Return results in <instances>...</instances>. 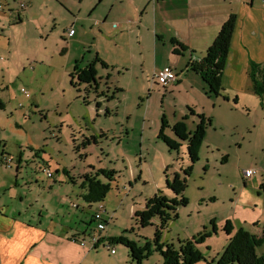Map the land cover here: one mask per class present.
Segmentation results:
<instances>
[{
    "label": "rangeland",
    "instance_id": "rangeland-1",
    "mask_svg": "<svg viewBox=\"0 0 264 264\" xmlns=\"http://www.w3.org/2000/svg\"><path fill=\"white\" fill-rule=\"evenodd\" d=\"M17 2L26 5L21 20L13 15L0 22L4 27L0 31V155L4 151L16 161L23 154L19 171L14 160L0 166V195L7 205L27 211L24 216L36 223L52 221L77 230L93 229L98 204L87 208L80 197L82 190L69 177L77 179L92 168L113 170L112 179L97 177L109 187L101 203L107 217L112 216L105 227L107 236L124 237L141 248V264H164L158 245L161 249L172 245L177 250L204 228L212 234L209 220L213 219L217 233L195 245L202 255L195 264H218L227 243L223 246L224 239L218 234L225 233L217 226L232 214L231 199L242 198L250 205L257 196L250 185H243V170L255 168L264 175V118L258 116L253 130L231 108L232 101L217 108L226 118L218 124L210 117L208 137L187 177L183 196L188 204L178 208L176 220L159 229L156 241L158 220L142 227L136 213L158 193L169 197L166 180L189 160L185 143L179 150L183 162H176L180 156L157 138L162 114L168 123H174L177 116L163 108L159 96L147 100L149 85L137 86L121 71V65L129 64L128 58L123 62L124 56L133 53L137 61L141 59L135 42L120 53L113 45V28L103 42L89 32L100 23L92 17H105L115 0H105L97 9L98 0H9L13 12ZM70 27L76 34L65 39ZM96 51L111 65L107 72L99 69L103 80L110 75L108 86L98 80L100 95L94 86L72 87L69 77L76 63L83 69ZM145 58V63L151 59L147 54ZM134 68L139 72V62ZM231 115L237 121H229ZM165 132L170 134V130ZM71 204L84 209H74ZM110 248L115 250L114 256ZM256 254L264 255V245ZM118 262L131 264L129 250L122 243L104 240L90 250L85 264Z\"/></svg>",
    "mask_w": 264,
    "mask_h": 264
},
{
    "label": "crops",
    "instance_id": "crops-1",
    "mask_svg": "<svg viewBox=\"0 0 264 264\" xmlns=\"http://www.w3.org/2000/svg\"><path fill=\"white\" fill-rule=\"evenodd\" d=\"M0 1L3 5L0 22L3 18L13 15L18 21L21 20L20 12L23 10L19 7L20 2H17V9L13 12L9 0ZM104 2L105 0H98L96 9ZM232 15L235 17V26L222 73L221 96L209 97L206 94L205 83L199 74L190 69L189 64L201 61L221 26ZM92 18L100 21L99 26L96 24L97 30L89 31L94 33L95 39L103 42L107 31L113 28L112 41L118 52L122 53L123 47L125 45L131 47L133 42L139 48L140 61H137L133 53H129L122 58L123 62L128 58L129 64L121 65V71L126 73L129 80L138 84L137 86L149 85L147 100L159 96L163 108H166L173 117L177 116L174 123H168L165 114H162L168 126L166 129L170 130V134L165 131L164 134L169 138L176 139L170 128L180 121L185 123L188 132H193L198 123L196 116L202 115L205 119H210V125L205 130V140V137H208V127L212 126L211 118H216L218 124L226 118L222 112L220 114L217 112V108L224 103L230 105V101L233 102L231 108L235 112L239 111L246 118L244 122L250 124L253 130L257 126L258 116L264 118V98L260 99L253 93L248 76L250 61L264 63V0H115V4L109 6L105 17ZM3 28L0 24V31H3ZM69 30L74 31L72 27ZM75 34L74 32L69 37L67 32L64 36L65 39H72ZM145 54L151 58L147 63H145ZM98 55L99 51H96L93 60L85 66L96 59L106 65L102 67L100 63L94 64L96 83H90V86L96 88L95 93L100 90L98 80L103 78L99 75V69L107 72L111 66ZM137 62H139V72H135L134 68ZM77 65L76 63L75 67L80 69ZM161 69H172L176 74L174 82L165 89L151 81L152 74ZM109 76L107 74L105 80H101L106 86L109 85ZM183 118L186 119L182 120ZM228 120L235 122L237 116L231 115ZM202 144L198 151V160ZM182 149L183 147H180L179 150ZM180 151L177 152L180 158H177L176 162H183ZM3 152L1 151V154ZM13 160L15 161L14 158ZM226 160V156L221 158L222 163ZM15 162L19 171L23 164L22 153ZM2 165L0 163V166ZM242 179L244 186L250 185L257 193L256 198L250 201V205H247L242 198L231 199L232 214L217 227L222 228L228 220L234 229L242 228L259 237L264 226V175L258 171L256 176L249 179L242 176ZM1 190L0 187V193ZM166 190L170 192L169 189ZM169 195L171 197L166 196L168 199L174 197L172 192ZM79 207L77 205L74 209ZM83 209L82 207L81 211ZM26 212L8 206L3 195H0V264H85L89 260L90 250L93 249L82 247L72 238L75 235L88 234L92 229L77 230L65 225L58 226L52 221L47 224H42L40 221L36 223L33 222V218L29 220L24 216ZM105 231L106 228L101 236V242L113 238L107 236ZM218 237L224 239L223 246L228 242L226 234L224 236L218 234Z\"/></svg>",
    "mask_w": 264,
    "mask_h": 264
},
{
    "label": "trees",
    "instance_id": "trees-1",
    "mask_svg": "<svg viewBox=\"0 0 264 264\" xmlns=\"http://www.w3.org/2000/svg\"><path fill=\"white\" fill-rule=\"evenodd\" d=\"M234 26L235 17L232 15L221 26L201 61L189 64L190 69L199 74L205 83L207 87L206 94L209 97L221 96L222 73L226 65ZM172 44L176 45L175 42H172ZM174 51L176 50L174 49ZM95 63H100L102 67H106L99 59H96L83 69L74 67V71L69 76L70 85L77 88L79 84H88L89 86L87 87H90V83H96ZM248 76L253 93L260 99L264 98V63L258 64L250 61L248 64ZM74 79L77 81L74 82ZM196 117L198 123L193 132H188L185 123L180 121L170 128L176 137V139H171L164 134L168 126L165 117L162 116V125L157 138L166 145L169 151H175L176 153L182 146L181 142L186 143L189 165L181 169L179 173H175L171 180H166V188L173 193L174 197L168 199L158 193L147 200L143 211L136 213L138 223L142 227L150 224L154 218L158 220L159 225L155 234L156 241L159 236V229L166 228L169 222L176 220L178 218V208L185 207L188 204L187 199L183 196L187 186V177L190 175L193 165L198 161V151L204 140L205 130L210 125V119H205L202 115H197ZM184 119L186 118L182 120ZM92 139L95 141L94 138ZM85 141L88 142L89 140L85 139ZM4 154L3 152L0 157L2 158ZM1 158L0 163L2 164ZM92 170V172L84 174L77 179L69 177L70 183L78 184L82 190L80 197L87 208H91L93 204L102 203L109 189L108 185L100 182L97 177L102 175L112 179L116 174L113 170H95L94 168ZM63 173L68 174L65 170ZM90 222H93L92 219ZM210 224L212 226V234H216L215 223L211 221ZM222 231L228 236V242L220 255L218 264H264V256L256 254V249L264 244V226L262 235L258 237L242 228L234 229L227 220L222 227ZM212 234L207 233L204 228L201 233H198L192 239L180 243L181 245L177 250L172 245H165L164 249H161V246L158 245L164 264H195L202 259V255L195 249V245L202 244ZM85 235L86 233H83L74 237L82 238ZM109 241L112 244L122 243L129 250L131 264H141V260L144 257L141 248H138L124 237H113Z\"/></svg>",
    "mask_w": 264,
    "mask_h": 264
},
{
    "label": "built area",
    "instance_id": "built-area-1",
    "mask_svg": "<svg viewBox=\"0 0 264 264\" xmlns=\"http://www.w3.org/2000/svg\"><path fill=\"white\" fill-rule=\"evenodd\" d=\"M19 7L24 10L25 9V4L23 2L19 3ZM3 9L2 3H0V11ZM117 24H114L116 26ZM74 34L73 30H68V36L71 37ZM1 58V57H0ZM176 79V74L172 69H161L158 71H155L152 74L151 81L154 84H157L161 86V88H167L170 84L174 82ZM13 159L8 156V155H3L1 158L2 164L9 165ZM258 173V170L255 168H249L243 171V178L249 179L253 176H256ZM46 176L48 178H51L52 175L49 171L46 172ZM73 208H77L76 204H71ZM104 215L105 219L101 216ZM107 213L105 211V207L99 203L96 209V213L94 215L95 221H97V225L84 237L82 238H75L73 237L72 240L74 242H77L79 245L82 247H87L88 249H95L99 246L101 242V236L105 230L106 225L112 220V216H108L107 218ZM109 248V247H108ZM110 255L113 256L115 255V250L113 248L109 249Z\"/></svg>",
    "mask_w": 264,
    "mask_h": 264
}]
</instances>
